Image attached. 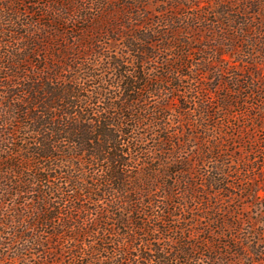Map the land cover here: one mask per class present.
Returning <instances> with one entry per match:
<instances>
[{
    "label": "trees",
    "instance_id": "16d2710c",
    "mask_svg": "<svg viewBox=\"0 0 264 264\" xmlns=\"http://www.w3.org/2000/svg\"><path fill=\"white\" fill-rule=\"evenodd\" d=\"M40 1L44 25L39 20L34 24L27 20L37 13L36 7H42ZM144 1L166 5L157 22L152 21ZM190 1L0 0V227L10 225L5 240L0 230V249H5L4 253L13 250V256L3 257L9 264L27 261L29 255L39 253L44 257L55 256L58 249L69 251L77 264H140L123 247L135 248L134 242L147 245L144 237L149 236L161 241L160 229L154 221L166 223L165 214L175 219L182 217L174 215L175 212L156 213L155 208L161 207L187 211L191 216L183 219L185 228L165 226V233L179 234L171 240L177 249L165 245L158 248L153 252L157 254L154 260L146 259L148 264H236L229 258L262 255L254 242H249L252 252L247 254L242 241H249V237L240 238L243 224L235 221L237 217L240 220L239 214L236 209L225 208L227 200L233 197V187L226 179L228 166L214 156L215 151L222 149L210 147L214 137L211 142L200 140L207 149H201L195 160V167H204L205 175L197 176L208 193L198 194L194 180L177 179L176 175L190 176L194 170L191 159L181 162L175 154L202 136L194 133V128L202 125L205 136L220 130V123L209 124L212 117L234 118L231 110L250 107L245 111L248 117L245 127L229 128L239 137L226 134L225 143H251L253 135L249 127L264 128V0H219L222 11L216 16L222 20L215 25L229 43L232 55L246 45L247 55L260 56L263 63L257 66V61L246 62L254 69L235 74L233 82H220L211 89L201 88L197 77H207L208 67L214 64L213 55L207 53L218 55V52L213 46L193 45L201 43L203 33L214 28L202 27L207 20L202 16L183 17L179 13L185 8L183 3ZM90 5L96 7L95 13ZM109 5L113 12L106 13ZM73 21L74 26L83 24L82 28L77 27L82 36L72 38L75 48H79L73 50L65 45L63 50L65 26ZM99 34L123 39L127 52L110 55L111 43L100 40ZM97 44L99 52L95 51ZM173 49L181 51L170 59L168 53ZM88 51L111 61L109 68L117 73L116 84L105 87L95 82L93 89L89 87L98 78L81 67ZM194 51L208 57L199 60L195 72L190 69L191 73L186 74L184 69H189L186 59ZM159 62L164 66L163 75L156 76L145 67ZM135 63V71L127 70V65ZM168 95H176L182 105L193 104L188 109L192 113L187 121L190 135L171 134L170 118L165 111L174 97L170 99ZM153 97L158 101L150 105ZM251 99L256 101L255 105L248 104ZM143 127L167 135L160 137L150 151L143 150L139 146L144 142L143 134L130 140L131 133ZM132 151L146 154L152 163L158 154L164 156V161L159 170L149 164L144 166L132 156ZM261 155L263 167L264 153ZM178 163L184 168L171 167ZM253 170L244 171V183L250 187L244 191H249L250 197H254L249 184L253 181L250 176ZM159 187L164 190L165 200L162 206H155L153 199ZM182 187L185 192L179 196L175 189ZM184 197L190 206L178 202ZM16 199L24 202L14 207L16 211L11 216L4 214V202ZM38 227H46L50 233L38 232ZM55 227L61 231L57 233ZM192 228L196 229L195 235H191ZM116 229L125 232L121 235ZM255 235L260 236L256 231ZM108 236L122 239L113 242L117 249L111 254L103 247L106 241H111ZM87 237L94 238L93 246L85 241ZM59 241L66 242V246ZM197 251L208 252L210 256L203 261L199 253L194 256ZM97 254L110 257L102 259Z\"/></svg>",
    "mask_w": 264,
    "mask_h": 264
},
{
    "label": "rangeland",
    "instance_id": "374dc122",
    "mask_svg": "<svg viewBox=\"0 0 264 264\" xmlns=\"http://www.w3.org/2000/svg\"><path fill=\"white\" fill-rule=\"evenodd\" d=\"M121 3H123V0H120ZM125 1H129V0H125ZM131 2V1H130ZM147 1H144V3L146 4ZM39 3L42 4L41 6L36 7V11L37 13L34 14L33 16H30L27 20L32 22L33 24L39 20L40 23L42 25L46 24L45 19L44 18H40L41 14H43L42 9L39 8H43V3L42 1H40ZM185 8L181 9V11H179V13L184 16H191V15H197V16H202L203 18L207 19L205 24H202V27L204 26H209L210 29H213L211 32H204L203 33V38L201 43H196L193 45L194 48H198L199 46H201V44H205V45H209V46H213L216 48L218 55H215L214 52L211 53H207L209 54V56L212 57L211 60H213L214 64L211 67H208L210 70V73L207 75V77L202 78V77H197V81L198 84L200 85V87L202 88V86H204L203 88H214V87H218L220 85V82H233L234 81V76L235 74L238 75H242L244 74V72H246L247 70H251L254 69L253 67H249L247 66L245 63L246 62H251L253 60L257 61L258 65L260 66V64L263 63V59H260V56L257 57H251L247 55V47L246 45L243 47V50L240 48L237 52L234 53V55H232L228 45L229 43H227L226 41L223 40V35H222V31H220L219 27L215 25L216 21H220L222 20L221 17H218V15L216 16L217 13L221 12V7H220V1L219 0H191L188 3H183ZM91 8H93V13L96 12V7L94 5H90ZM146 10L147 12L152 15L153 22H157L158 19H160V15L162 14L161 12H163L166 9V5L162 4V3H155V2H148L146 4ZM106 13L109 12H113L112 6L109 5L108 7L105 8ZM249 12L252 13V10H250ZM181 17V18H183ZM251 21V20H250ZM254 22V21H253ZM251 22V24L253 26H255V23ZM75 22L73 21L72 23H69L68 25H66V30L67 32L65 33V37L63 39V41L61 39H59V42H63L62 44V49H64V46H68L69 48H72L73 50L77 49L78 50V46L75 48L76 43H74V41H72V38L74 36L80 38L82 36V34L78 31V28H82L83 24H76L74 26ZM165 27L162 26V29H164ZM100 36V40H105L108 41L110 45V50L108 51V53L110 55H114V54H119V55H124L127 51L124 49L123 47V43L124 40L120 39L117 36H112L111 34L106 37L102 34H99ZM188 38H193L192 35H187ZM204 37H208L211 40H206ZM257 37L259 38V36L257 35ZM183 41H187L185 37H182ZM209 41V42H208ZM99 44V43H98ZM98 44L96 46L95 51L99 52V47ZM180 49H173L169 54L170 59H172L171 57L173 56H177V54L180 53ZM73 52V51H72ZM86 56L87 60H85V62L82 63L81 67L84 68V70L89 69L90 73H92L94 76H96L95 78H98L96 81H91V83H89V87L90 88H94L96 86V83H101L102 85H104L105 87H107L108 85L113 86V83L116 84L117 80V73L109 68V64L111 61H108L106 58H104L103 55H101V57H98V54L94 55V54H90ZM101 53V52H100ZM217 54V53H216ZM207 58L208 56L205 54H199L198 52H192L191 57L186 59V63L188 65L189 69H184V72H186V74L191 73L190 71L193 70V72H195L198 67V63L199 60L201 58ZM130 62L132 60V58L129 59ZM129 62V63H130ZM161 63L159 62L158 64H149L146 65V69L152 70V72H154V75L156 76H160L163 75L161 68H164V66L162 67L160 65ZM251 64V63H250ZM153 66V67H152ZM154 66H157L156 70L154 68ZM264 66V63L262 65V67ZM130 71H135L137 68V64L135 63L134 65H127L126 66ZM152 67V69H151ZM204 67H201V69H203ZM207 68V67H205ZM191 69V70H190ZM155 70V71H154ZM88 71V70H87ZM263 71V70H262ZM183 72V69H182ZM264 73V71L262 72ZM171 80L174 82V76L170 77ZM96 82V83H95ZM184 82H187V80H185ZM99 83V85H100ZM100 88H103L102 86H100ZM104 89V88H103ZM206 92V91H205ZM221 92V91H220ZM119 94V93H118ZM117 94V95H118ZM168 97L170 99H173L170 101V103H168V109L165 111V115L166 117L170 118V122L168 121V123L170 124V132H172L171 134H183V137L186 135H190V130L188 129V125H187V121L188 118H192L190 112H188V109H192L193 108V104H186V105H182L181 103H179V101H177V97L176 95L172 96V95H168ZM151 100V104L153 105L154 103H156L158 101L157 97H153ZM249 105H255L256 101L251 99L249 101H247ZM103 106V105H100ZM185 107H187V109H185ZM241 109V110H240ZM247 109H250V107H243V108H239V109H235V110H231V113L234 114V118H228L227 116L224 115V117L219 118V115H215L212 117V120L209 124H213V123H220L221 124V129L217 130L215 133H210L207 134L209 136H205V132L203 129V126L201 125V127L198 128H194L193 132L200 134L202 133V136L199 137L198 139L192 140V144H189L186 148L183 149V151L179 154H175V158H178L179 161L181 162H187V160L191 159L192 160V170L191 171V175L190 176H185V175H176L178 180H186L188 182H191V180H194L195 182H197L198 185H196L197 187V193L198 194H205L208 193V189L205 187L200 186V184L202 183V180H200L201 178H198L197 174L200 176L205 175V170L204 167H202V165L200 167H195V160L198 159V154L200 153L201 149H207L206 146H204L201 143V139L205 138L207 139L209 142H211V140H213L212 138L214 137V140L212 141V144L210 145L211 148L220 146V148L222 149L221 151H215L214 152V156L217 157L216 159L219 162H224L228 167L227 171H226V179L229 181L230 185H232L233 189H231V195L233 196L230 200H227L228 203L225 204V208L226 209H230V211L236 209L237 213L239 214V218L235 219V221L237 223L243 224L242 225V229L240 232V238H244V236L249 237V241L248 240H244L242 241V243L247 246V254L249 252H252V249L250 247V243L249 242H254L259 249L261 250L262 255H258V256H250V257H245L240 259L239 258H229L232 260H235L236 264H264V165L263 167L261 166L262 164V155L264 153L263 149H260V146L262 144V140H264V128L263 129H254L252 127H249L248 130H250V132L253 135V141L251 143H242L240 141H234L232 144L231 143H225L224 142V136H226V134L228 136H231V138H236L239 137L236 133H233L232 131H230L229 128H238L239 126L241 128L245 127L244 123H248V117L247 114L245 113V111ZM238 111V112H237ZM250 112V111H248ZM197 117V116H196ZM145 125L148 124L144 123ZM201 124H203V122H201ZM259 125V123H257ZM152 126V125H151ZM260 126V125H259ZM262 126L264 127V122H262ZM145 127H143V129H140L139 132H135L133 131L130 135V140L134 141V138L140 133L143 134L145 136L144 142L142 144H140V148L143 150H148L150 151L153 147H156L158 142H159V138L162 137L164 138L167 134L157 130V129H144ZM243 136L245 135L242 134ZM209 137L210 140L207 138ZM124 140H128V137H123ZM175 140V139H174ZM194 143V144H193ZM251 148L254 150L252 151ZM168 149L173 150L172 147H168ZM260 149L259 152H256V150ZM132 156L136 159V160H140V164H144V166L146 164H149L151 167H155L157 170H159V165L161 162H163L164 160V156L158 154L156 155V159L158 158L159 162L155 159V161L152 163V161L149 160V157L146 156V154H137L136 152L132 151ZM154 158V155L151 156ZM132 165L134 167H136L135 163L132 162ZM207 166V165H206ZM211 166V165H210ZM171 167H174L176 169H180V168H184V165H181V163L178 164H173L171 165ZM169 167V168H171ZM262 167V168H261ZM249 168V169H254L253 172L251 173L250 176L253 177V181H250V186L252 187V190L254 192V197H250L248 196V192L249 191H244L245 188L247 190L250 189V187L246 186V183H244V171ZM190 169V170H191ZM185 190L184 188H176L175 189V193H179V196L184 193ZM164 190L161 189V187L158 188L157 190V195H155L154 199L155 202V206H162L161 202H164ZM183 198V196H182ZM180 198L178 200V202L180 203H184L187 202V205L190 206L191 203L189 200H186L185 197L184 199ZM198 198V197H197ZM206 198V195H205ZM24 201L23 200H12V201H5L3 206H4V214H8V216H11L16 209H14V207L17 205L22 204ZM27 202H30L27 201ZM197 202L198 199H197ZM36 203V202H35ZM166 203V202H165ZM167 203H172V202H167ZM30 204H34V202H30ZM166 209V210H165ZM156 213L160 212V211H166V212H175L174 215H182V217L179 219H175L170 217L168 214L164 215V221H166V223L160 222V221H154L155 226H157V228L160 229V235L158 236V238L161 239V241H155L153 239V236H149V237H144L145 241L148 242L145 243L147 245H143L140 243H135V248H124L125 252L133 255L135 257V262L140 263V264H148L146 259H150L152 258V260H154L153 256H157L156 250L160 247H164L165 246H169L172 249H177V246L171 242V240H175V238L178 237L179 234H176L175 232H171L169 231L168 233L164 232L165 226H170L171 229H173V227H181V228H185L187 225L186 223L183 222L184 218H189L191 215L186 212H179V210H176L172 207H167V208H155ZM148 211V210H147ZM150 211V210H149ZM181 213V214H179ZM161 216V213L159 214ZM1 216V215H0ZM1 219V217H0ZM254 225V230H252V227ZM10 227V225H9ZM9 227H5L4 229L0 227L1 232L3 233L2 235V239L5 240L6 236H8V234L10 233ZM56 228V232H60L61 230ZM197 228V227H195ZM195 228L191 229V235H195L194 231L196 230ZM118 231L119 234L122 235L123 232L125 231H119V229H116ZM38 232H47L50 233V231H47L46 227H38L37 228ZM255 231L256 233H259L260 236L255 235ZM13 233V231H11ZM188 235V233H187ZM45 236V235H43ZM189 236V235H188ZM171 237V238H170ZM157 238V237H156ZM107 239L111 240L106 241L103 244V247L106 248L109 252V254H111L114 250L117 249V246H115L113 244L114 241H119L122 242L119 237H107ZM193 239V238H191ZM169 240V241H168ZM85 241H87V243L91 242L92 246H93V241L94 238L92 237H87L85 238ZM222 242H225L227 244H231L233 246V243L229 242L228 240L222 239ZM60 244H62V246H66V242H60ZM71 246H67V249H70ZM168 247L167 251H170V248ZM231 250H234L235 248L231 247ZM5 249H3L1 251L0 249V264H9V261H6L5 258H3L4 256H13L12 251H8L7 253H4ZM93 251V248H92ZM91 252V250H90ZM199 255L203 256V261H206V257L210 256V253L208 252H204V251H197L196 254L194 256H198ZM225 253V254H224ZM109 254H104V255H100L97 254L98 257L104 259L105 256H109ZM154 254V255H153ZM223 254L226 255V251H223ZM110 257V256H109ZM229 257V256H227ZM28 260L27 261H19L17 260L15 262V264H77L78 261L77 259L75 260V258L73 257V255L69 252L66 251L65 249L59 250L57 251V254L55 256H48V257H44L41 256L40 253L38 255H29L28 256ZM123 258V257H122ZM156 260V259H155ZM88 260L84 259V262H86ZM105 262V261H104ZM156 263V262H155ZM153 263V264H155ZM189 264H194L189 263ZM203 264V263H202Z\"/></svg>",
    "mask_w": 264,
    "mask_h": 264
}]
</instances>
